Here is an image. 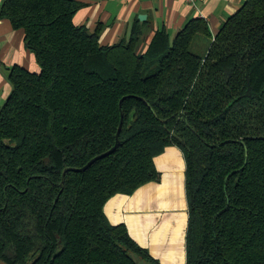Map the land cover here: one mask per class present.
Listing matches in <instances>:
<instances>
[{
  "label": "trees",
  "instance_id": "1",
  "mask_svg": "<svg viewBox=\"0 0 264 264\" xmlns=\"http://www.w3.org/2000/svg\"><path fill=\"white\" fill-rule=\"evenodd\" d=\"M81 7L0 5L40 67L9 69L0 109V264H159L104 205L158 180L170 145L186 165L185 264H264V0L214 36L195 18L147 42L136 20L111 45L74 23Z\"/></svg>",
  "mask_w": 264,
  "mask_h": 264
},
{
  "label": "crops",
  "instance_id": "2",
  "mask_svg": "<svg viewBox=\"0 0 264 264\" xmlns=\"http://www.w3.org/2000/svg\"><path fill=\"white\" fill-rule=\"evenodd\" d=\"M78 1L82 7L74 23L91 32L101 27L100 44L111 45L128 36L136 20L144 23L147 42L162 28L173 37L195 18L204 19L214 36L245 0ZM139 15L145 18L139 19ZM14 65L34 73L40 70L34 54L25 46L24 31L14 29L9 19L0 17V109L12 90L8 72ZM154 164L160 173L158 180L140 186L132 194L112 196L104 205V213L110 223L124 224L129 235L159 264H185L188 204L184 154L178 146L170 145L154 158Z\"/></svg>",
  "mask_w": 264,
  "mask_h": 264
},
{
  "label": "water",
  "instance_id": "3",
  "mask_svg": "<svg viewBox=\"0 0 264 264\" xmlns=\"http://www.w3.org/2000/svg\"><path fill=\"white\" fill-rule=\"evenodd\" d=\"M145 18V15H139V19H144ZM122 122V120H121ZM121 122H120V126L118 128V132H117V138H118V134H119V131H120V128H121ZM118 146V139L116 140V144L108 151L100 154V155H97L95 156L94 158H92L86 165H84L83 167H81L80 169H77L78 171H85L87 168H89L96 160L98 159H101L109 154H111Z\"/></svg>",
  "mask_w": 264,
  "mask_h": 264
},
{
  "label": "rangeland",
  "instance_id": "4",
  "mask_svg": "<svg viewBox=\"0 0 264 264\" xmlns=\"http://www.w3.org/2000/svg\"><path fill=\"white\" fill-rule=\"evenodd\" d=\"M39 71H40V70H39ZM39 71H38V72H39Z\"/></svg>",
  "mask_w": 264,
  "mask_h": 264
}]
</instances>
